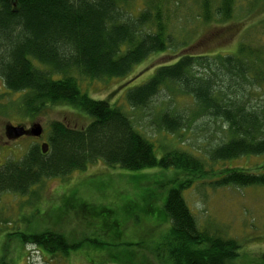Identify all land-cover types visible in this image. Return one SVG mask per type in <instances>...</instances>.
<instances>
[{
    "label": "trees",
    "instance_id": "trees-1",
    "mask_svg": "<svg viewBox=\"0 0 264 264\" xmlns=\"http://www.w3.org/2000/svg\"><path fill=\"white\" fill-rule=\"evenodd\" d=\"M208 1L201 0L204 20L210 14ZM131 2L0 0V79L5 90L23 94L20 106L27 117L64 105L90 120L80 130L50 123L45 153L34 144L19 161L1 165L0 199L4 193L23 197L43 180L64 178L95 162L130 172L172 169L203 175L217 163L264 156L263 53L239 45L236 54L223 56L177 54L186 42L175 36L171 24L179 15L189 21L182 13L189 11L185 0H145L137 12L129 10ZM217 2L216 15L230 17L233 0ZM170 50L177 51V57L157 66L142 85L127 90L124 101L169 136L191 129L195 122L218 123L224 129L222 138L200 157L178 150L157 157L154 145L120 107L89 98L73 77L77 73L90 80L123 78L150 55ZM160 94L167 101L161 99L164 106L155 112L152 104ZM179 97L190 103L184 111L175 109ZM190 185L187 180L176 182L162 200L161 221L169 226L153 253L162 264H227L237 257L239 247L198 229L182 197ZM228 186H264V172L230 169L211 184L216 189ZM14 235L22 245L48 256L68 257L80 248L53 232ZM87 243L100 247L95 241Z\"/></svg>",
    "mask_w": 264,
    "mask_h": 264
},
{
    "label": "rangeland",
    "instance_id": "rangeland-1",
    "mask_svg": "<svg viewBox=\"0 0 264 264\" xmlns=\"http://www.w3.org/2000/svg\"><path fill=\"white\" fill-rule=\"evenodd\" d=\"M185 2L189 11L184 9L182 13L189 21L179 15L171 24L175 36L186 42L177 54L223 56L236 54L239 45H243L264 55V0H233L230 17L225 20L214 11L219 1L209 0L206 21L201 0ZM144 3L145 0H132L129 10L137 12ZM176 52L150 55L123 78L90 80L77 73L73 77L89 98L120 107L135 129L154 145L157 157L170 150L200 157L222 138L224 129L218 123L204 126L195 122L191 129L169 136L158 132L149 123L150 118L142 111L129 109L124 101L127 90L146 82L157 66L175 59ZM22 96L5 90L0 79V166L19 161L34 144L39 148L46 144L52 122L80 130L90 121L64 105L48 106L37 116L27 117L20 106ZM161 99L167 101L160 94L152 104L155 112L164 106ZM174 103L178 111L190 104L182 97ZM34 125L42 129L39 138L17 140L6 134L9 127L31 129ZM230 169L263 174L264 156L217 163L203 175L172 169L130 172L95 162L64 178L43 180L23 197L4 193L0 199V264H162L152 248L162 243L169 224L167 220L161 221L159 210L168 189L184 180L191 185L182 197L198 229L234 241L239 247L237 257L227 264H264V186L211 187ZM16 232H53L64 237L69 245L80 244V248L68 257L48 256L33 246L22 245L14 235ZM88 240L98 242L96 246L100 247L89 246ZM113 257L115 263L110 262Z\"/></svg>",
    "mask_w": 264,
    "mask_h": 264
},
{
    "label": "water",
    "instance_id": "water-1",
    "mask_svg": "<svg viewBox=\"0 0 264 264\" xmlns=\"http://www.w3.org/2000/svg\"><path fill=\"white\" fill-rule=\"evenodd\" d=\"M8 136L12 139H19L22 136L27 135V131L23 127H9L6 130ZM29 134L34 138H39L42 135V129L39 125H34L31 127ZM42 153L47 151V144L41 146Z\"/></svg>",
    "mask_w": 264,
    "mask_h": 264
},
{
    "label": "flooded vegetation",
    "instance_id": "flooded-vegetation-1",
    "mask_svg": "<svg viewBox=\"0 0 264 264\" xmlns=\"http://www.w3.org/2000/svg\"><path fill=\"white\" fill-rule=\"evenodd\" d=\"M26 131H27V135H25V136H22V137H20V139L21 138H31V139H34V137H32L30 134H29V131H30V127L28 128V127H26V128H24ZM7 134V133H6ZM8 135V134H7ZM9 137V136H8ZM17 140H19V139H17ZM46 144H47V142H46Z\"/></svg>",
    "mask_w": 264,
    "mask_h": 264
}]
</instances>
